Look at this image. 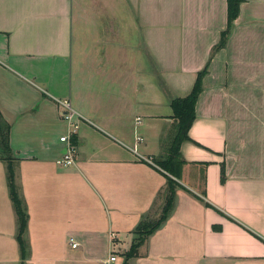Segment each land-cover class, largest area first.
Segmentation results:
<instances>
[{"label":"crops","instance_id":"crops-1","mask_svg":"<svg viewBox=\"0 0 264 264\" xmlns=\"http://www.w3.org/2000/svg\"><path fill=\"white\" fill-rule=\"evenodd\" d=\"M226 24L227 0H0V112L28 217L24 264H124L167 178L179 185L171 212L126 264H264V0H242L214 52ZM206 66L176 179L141 157L166 155L170 101ZM56 100L89 121L69 168L56 166L68 132ZM16 235L0 160V264H22Z\"/></svg>","mask_w":264,"mask_h":264},{"label":"trees","instance_id":"trees-1","mask_svg":"<svg viewBox=\"0 0 264 264\" xmlns=\"http://www.w3.org/2000/svg\"><path fill=\"white\" fill-rule=\"evenodd\" d=\"M242 0H227V24L224 32L221 33L218 44L214 47V52L221 50L227 38L230 35L233 22L238 17L239 6ZM207 66L197 74L194 86L188 96L185 98H176L170 101V107L175 121L174 135L171 139L167 153L162 161H156L155 164L163 171L174 178H178L183 162L179 158V150L182 143L190 141L188 131L194 121V108L199 94L202 91V79L206 75ZM10 126L2 117L0 112V160L6 163L7 167V184L10 200L15 210L17 218V235L16 239L19 245L22 264L27 259V249L25 244V235L28 226V217L17 195L14 183V160L11 156L9 145ZM225 168L220 164V182H224ZM178 184L171 178H167L166 201L163 205L159 216L156 219L145 218L132 231L133 236L130 247L123 254L125 263L137 257V252L144 241L155 233L166 222L175 197V191ZM207 207L209 205L206 204Z\"/></svg>","mask_w":264,"mask_h":264},{"label":"built area","instance_id":"built-area-1","mask_svg":"<svg viewBox=\"0 0 264 264\" xmlns=\"http://www.w3.org/2000/svg\"><path fill=\"white\" fill-rule=\"evenodd\" d=\"M56 104L58 108L60 109V114L62 121L67 126L68 132L61 136L59 138V142L63 143L66 146L65 153L56 160V166L59 168H69L72 167L76 161L77 158V148L72 142V137L75 135L76 131L79 128V125L82 122H88L86 119H84L80 114H78L71 106V103L68 100H56ZM136 141L138 143L142 142L141 137H137ZM136 152L135 150L133 151ZM143 161L153 166L152 162L150 161V158H144L141 157ZM111 240L115 239V235L111 234ZM70 244L72 248H76L77 244L73 242L72 239H70ZM116 261V258L111 254L106 264L114 263Z\"/></svg>","mask_w":264,"mask_h":264},{"label":"rangeland","instance_id":"rangeland-1","mask_svg":"<svg viewBox=\"0 0 264 264\" xmlns=\"http://www.w3.org/2000/svg\"><path fill=\"white\" fill-rule=\"evenodd\" d=\"M164 157H165V155L164 156H162V157H148V158H150V161L152 162V164L154 165L155 164V162L156 161H162V159H164ZM155 167H157L158 169H160L156 164L154 165ZM161 170V169H160ZM159 214H160V211H158V210H156V211H154V213H152V215L151 216H149L148 218L149 219H156L158 216H159ZM131 238H133V236L131 235ZM114 251H116V248H114ZM108 255H109V253H108Z\"/></svg>","mask_w":264,"mask_h":264},{"label":"bare ground","instance_id":"bare-ground-1","mask_svg":"<svg viewBox=\"0 0 264 264\" xmlns=\"http://www.w3.org/2000/svg\"><path fill=\"white\" fill-rule=\"evenodd\" d=\"M155 165V164H154Z\"/></svg>","mask_w":264,"mask_h":264}]
</instances>
